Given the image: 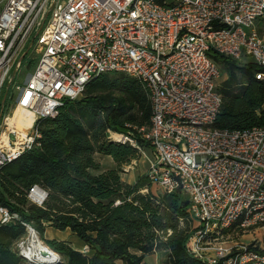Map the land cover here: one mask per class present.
I'll return each mask as SVG.
<instances>
[{"label": "built area", "instance_id": "1", "mask_svg": "<svg viewBox=\"0 0 264 264\" xmlns=\"http://www.w3.org/2000/svg\"><path fill=\"white\" fill-rule=\"evenodd\" d=\"M262 19L264 0H0V170L40 146L38 121L54 118L98 76L124 73L151 103L150 125L134 127L152 150L147 177L163 193L180 191L198 223L188 252L205 264H264V248L219 239L234 227L264 229V126L214 127L222 96L209 56L264 67ZM31 48L38 59L19 84ZM256 78L264 81V72ZM17 108L33 116L31 126L8 123ZM110 138L139 149L131 137ZM26 197L41 206L47 192L33 185ZM19 220L0 206V226ZM18 246L24 260L49 264Z\"/></svg>", "mask_w": 264, "mask_h": 264}, {"label": "trees", "instance_id": "2", "mask_svg": "<svg viewBox=\"0 0 264 264\" xmlns=\"http://www.w3.org/2000/svg\"><path fill=\"white\" fill-rule=\"evenodd\" d=\"M209 56L227 73L218 88L222 104L214 127L264 126V81L256 78L264 67L253 62L239 65L214 50ZM151 113L150 100L137 78L108 73L88 82L81 97L65 102L54 118L38 121L40 146L0 170V206L20 218L0 226V264L24 261L12 249L28 236L24 224L31 225L62 258L61 264H147L144 257L157 250L167 252L165 264H205L186 248L194 229L189 230V204L180 191L157 197L147 176L133 184L120 177L123 166L137 158L138 148L111 139L110 133L131 137L139 147L149 148L134 127L149 126ZM96 153L109 156L115 168L94 174L101 170ZM33 185L47 192L41 206L26 197ZM180 219L185 227L179 226ZM47 225L70 230L89 252L45 238Z\"/></svg>", "mask_w": 264, "mask_h": 264}, {"label": "rangeland", "instance_id": "3", "mask_svg": "<svg viewBox=\"0 0 264 264\" xmlns=\"http://www.w3.org/2000/svg\"><path fill=\"white\" fill-rule=\"evenodd\" d=\"M259 24L261 26V29H264V19H262ZM37 59H38V55L34 54L31 48L27 52L23 60L22 68L19 72V77H18L19 84H23L26 81L27 77L33 72ZM218 65L220 68V76L217 82L218 88H219L220 85L223 83V81L227 79V73L221 64H218ZM9 101H10L9 98H7L5 101V106L9 104ZM112 137L114 136L112 135ZM94 158L101 165V170L92 171L94 174L99 173L100 171L115 168V163L112 161V159L109 156L96 153L94 155ZM148 158L150 159L152 158V150L148 147L146 148L139 147V149H137V158L133 159L128 165L123 166V169L120 172L121 179L129 184L131 183L133 184L141 176H147L148 164H149ZM150 191L157 197L163 194L162 190L158 186L153 185V184L151 185ZM141 192L146 193L147 190L142 189ZM197 224L198 223L195 220H192L190 218L189 230H193ZM179 226L185 227L186 226L185 221H182L180 219ZM35 234L37 235L39 240L44 244L43 240L40 239L36 231H35ZM29 236L30 234H28L26 238L16 241L13 244L12 249L16 251L17 253H20V247L18 245H20V243H23V245L26 246L28 243ZM44 236L47 239H57V240L66 241L74 249L79 250V251L82 250V247H83L80 239L75 234H73L70 230L58 231V230L53 229L51 226L47 225ZM219 237H220L219 239L229 242V243H232L234 241V242H239V243H244V244H251V245L254 244L255 246H258L259 248H264V229L258 228V227L249 228V229H242V228L234 227L228 230L227 232L222 233ZM136 253L140 254V252H136ZM166 258H167V252L165 250H157L156 252H153L152 254L146 255L144 262L147 264H165ZM61 263H62V258L59 256L58 261L56 263H51V264H61ZM22 264H33V263L27 260H24Z\"/></svg>", "mask_w": 264, "mask_h": 264}, {"label": "bare ground", "instance_id": "4", "mask_svg": "<svg viewBox=\"0 0 264 264\" xmlns=\"http://www.w3.org/2000/svg\"><path fill=\"white\" fill-rule=\"evenodd\" d=\"M33 122V116L27 112L17 108L16 111L10 116L8 123L14 126L29 127ZM23 254L29 258L33 257L36 262H47L49 264L56 263L59 255L43 244L35 233L30 234L28 243L24 246Z\"/></svg>", "mask_w": 264, "mask_h": 264}, {"label": "water", "instance_id": "5", "mask_svg": "<svg viewBox=\"0 0 264 264\" xmlns=\"http://www.w3.org/2000/svg\"><path fill=\"white\" fill-rule=\"evenodd\" d=\"M4 101H5V95H4V97H3V99H2V103H4ZM38 263V262H37ZM47 263V262H46Z\"/></svg>", "mask_w": 264, "mask_h": 264}, {"label": "crops", "instance_id": "6", "mask_svg": "<svg viewBox=\"0 0 264 264\" xmlns=\"http://www.w3.org/2000/svg\"><path fill=\"white\" fill-rule=\"evenodd\" d=\"M148 159H150V158H148ZM135 181V180H134ZM132 184V183H131ZM82 246H84V244L82 243ZM144 259H145V257H144Z\"/></svg>", "mask_w": 264, "mask_h": 264}]
</instances>
